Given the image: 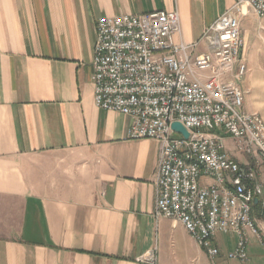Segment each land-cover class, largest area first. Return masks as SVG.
<instances>
[{
	"label": "crops",
	"instance_id": "0c3cea01",
	"mask_svg": "<svg viewBox=\"0 0 264 264\" xmlns=\"http://www.w3.org/2000/svg\"><path fill=\"white\" fill-rule=\"evenodd\" d=\"M234 2L0 0V264H264L252 233L247 261L228 258L238 237L226 233L213 259L180 222L155 216L161 145L129 139L130 117L99 108L91 80L100 17L178 9L193 42ZM244 22L239 84L245 110L264 116V16ZM253 218L264 230L258 201Z\"/></svg>",
	"mask_w": 264,
	"mask_h": 264
},
{
	"label": "built area",
	"instance_id": "2783aa9c",
	"mask_svg": "<svg viewBox=\"0 0 264 264\" xmlns=\"http://www.w3.org/2000/svg\"><path fill=\"white\" fill-rule=\"evenodd\" d=\"M250 12L263 17L264 0H235L193 42L181 38L178 9L100 17L91 77L95 104L130 117L129 139L161 145L155 216L180 222L213 259L216 235L235 234L228 258L242 262L250 233L264 246L253 218L256 201L264 209V118L245 110L239 84L247 71L241 22ZM227 138L248 163L230 154Z\"/></svg>",
	"mask_w": 264,
	"mask_h": 264
},
{
	"label": "rangeland",
	"instance_id": "374dc122",
	"mask_svg": "<svg viewBox=\"0 0 264 264\" xmlns=\"http://www.w3.org/2000/svg\"><path fill=\"white\" fill-rule=\"evenodd\" d=\"M246 25H248V22H244V23H243V28H242V30L246 27ZM204 48H205V45H204V43H202V44L200 45V49L202 50V49H204ZM262 114L264 115V113H262ZM263 118H264V116H263ZM228 150H229L230 154L233 155V157H236V158H243V159H245V158L247 157L246 155H244V154L238 152V151L234 148V146L232 147V145L228 146ZM225 237L227 238L226 235H224V238H225ZM226 241H227V239H226Z\"/></svg>",
	"mask_w": 264,
	"mask_h": 264
},
{
	"label": "water",
	"instance_id": "95a60500",
	"mask_svg": "<svg viewBox=\"0 0 264 264\" xmlns=\"http://www.w3.org/2000/svg\"><path fill=\"white\" fill-rule=\"evenodd\" d=\"M173 128L183 133V135L188 138L189 137V131L180 123V122H174L172 124Z\"/></svg>",
	"mask_w": 264,
	"mask_h": 264
}]
</instances>
